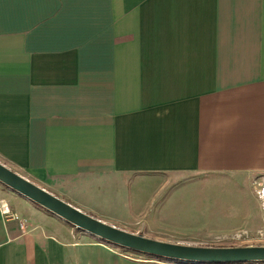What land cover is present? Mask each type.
Returning a JSON list of instances; mask_svg holds the SVG:
<instances>
[{"label": "crops", "instance_id": "0c3cea01", "mask_svg": "<svg viewBox=\"0 0 264 264\" xmlns=\"http://www.w3.org/2000/svg\"><path fill=\"white\" fill-rule=\"evenodd\" d=\"M0 162L149 238L254 229L264 0H0ZM1 193L0 264H165Z\"/></svg>", "mask_w": 264, "mask_h": 264}, {"label": "water", "instance_id": "95a60500", "mask_svg": "<svg viewBox=\"0 0 264 264\" xmlns=\"http://www.w3.org/2000/svg\"><path fill=\"white\" fill-rule=\"evenodd\" d=\"M0 182L66 222L107 244L153 259L184 264H241L264 262V245L199 246L174 243L133 233L89 215L0 162Z\"/></svg>", "mask_w": 264, "mask_h": 264}, {"label": "rangeland", "instance_id": "374dc122", "mask_svg": "<svg viewBox=\"0 0 264 264\" xmlns=\"http://www.w3.org/2000/svg\"><path fill=\"white\" fill-rule=\"evenodd\" d=\"M251 184L253 185V200L254 201V208L258 209L259 212V220L256 222V225L253 227L254 229L248 230L246 228H236L232 231L224 232V233H218L212 231V234L206 235L207 238L203 239H196L192 237V235H187L189 237L188 239H183V237H186L183 235V233H172V234H166L165 236L170 237H182V239H158V240H164L174 243H181V244H190V245H199V246H244V245H264V173H258L253 176V179L251 181ZM195 185H197L195 183ZM182 188H179L181 190ZM199 189V188H198ZM3 192V194L1 193ZM0 193L6 197L5 193H9L10 195L17 196L18 194L6 186L5 184L0 182ZM78 229V228H76ZM163 234V235H164ZM90 235V234H89ZM203 234H199V236H202ZM97 239V238H96ZM100 242H103L99 239H97ZM106 243V242H103ZM107 244V243H106ZM111 245V244H108ZM112 247L115 248L116 251L119 253L126 254L130 257L135 258H145V259H153L152 257H149L147 255H142L139 253H135L133 251H130L126 248L112 245ZM158 260L161 262H165V264H184V263H178L173 261H163L159 259H153ZM253 263H263V262H248V263H241V264H253ZM240 264V263H239Z\"/></svg>", "mask_w": 264, "mask_h": 264}, {"label": "built area", "instance_id": "2783aa9c", "mask_svg": "<svg viewBox=\"0 0 264 264\" xmlns=\"http://www.w3.org/2000/svg\"><path fill=\"white\" fill-rule=\"evenodd\" d=\"M0 210L6 216L10 214V206L8 202L1 198H0Z\"/></svg>", "mask_w": 264, "mask_h": 264}, {"label": "trees", "instance_id": "16d2710c", "mask_svg": "<svg viewBox=\"0 0 264 264\" xmlns=\"http://www.w3.org/2000/svg\"><path fill=\"white\" fill-rule=\"evenodd\" d=\"M73 226V225H72ZM74 227V226H73ZM79 230V229H78Z\"/></svg>", "mask_w": 264, "mask_h": 264}]
</instances>
